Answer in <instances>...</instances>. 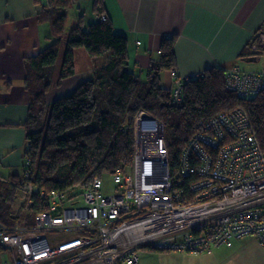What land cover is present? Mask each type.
Masks as SVG:
<instances>
[{
    "label": "built area",
    "instance_id": "built-area-1",
    "mask_svg": "<svg viewBox=\"0 0 264 264\" xmlns=\"http://www.w3.org/2000/svg\"><path fill=\"white\" fill-rule=\"evenodd\" d=\"M256 39L252 48H264V26ZM198 75L170 70L174 102ZM225 87L244 97L264 93V68L232 66ZM133 139L131 167L110 174L112 194L102 192L100 177L77 193L41 190L48 205L32 224L0 222V264H137L143 248L199 254L244 236L264 240V152L245 109L202 122L174 169L159 119L139 111ZM34 189H20L28 203Z\"/></svg>",
    "mask_w": 264,
    "mask_h": 264
},
{
    "label": "trees",
    "instance_id": "trees-1",
    "mask_svg": "<svg viewBox=\"0 0 264 264\" xmlns=\"http://www.w3.org/2000/svg\"><path fill=\"white\" fill-rule=\"evenodd\" d=\"M35 2L41 4V0ZM70 3L71 0H45L41 5L38 20L49 25L50 42L25 58L27 115L21 124L9 125L23 128L26 144L21 171L0 178L1 223L32 224L35 213L48 205L41 190L74 188L77 193L95 177L130 168L133 120L139 111L162 122L173 169L181 150L202 122L237 107L246 110L264 152V93L239 96L225 87L228 68L216 66L184 81L182 98L174 102L172 89L161 86L158 74L160 70H174L173 36L161 41L159 60L143 80L128 69L126 37L115 32L107 17L99 18L104 16L100 15V8L97 20L88 24L79 20L68 31L61 51ZM262 26L253 37L257 43L256 35ZM253 41L244 48L245 54L260 60L264 48L259 45L254 50ZM76 49L85 50L91 59L105 55V62L95 66L90 78L47 102L46 94L74 75ZM26 183L35 187L28 203L29 212L23 218L18 214L15 217L13 203Z\"/></svg>",
    "mask_w": 264,
    "mask_h": 264
},
{
    "label": "crops",
    "instance_id": "crops-1",
    "mask_svg": "<svg viewBox=\"0 0 264 264\" xmlns=\"http://www.w3.org/2000/svg\"><path fill=\"white\" fill-rule=\"evenodd\" d=\"M44 1L0 0V178L21 171L25 133L10 125L21 124L27 115L25 58L50 42L49 25L38 20ZM99 8L115 32L126 37L128 69L143 80L157 64L167 36H173L174 71L179 77L216 66L251 69L259 61L247 57L244 48L264 24V0H71L68 17L75 25L79 20L88 24L98 19ZM104 62V57L91 59L85 50L76 49L74 75L52 88L47 102L90 78L95 66ZM158 74L161 86L172 89L170 70ZM144 250L148 249L140 250V257ZM161 254L159 264H264V240L245 236L207 253Z\"/></svg>",
    "mask_w": 264,
    "mask_h": 264
},
{
    "label": "rangeland",
    "instance_id": "rangeland-1",
    "mask_svg": "<svg viewBox=\"0 0 264 264\" xmlns=\"http://www.w3.org/2000/svg\"><path fill=\"white\" fill-rule=\"evenodd\" d=\"M67 17H68V11H67ZM75 24L76 23L74 21L71 22V17L70 16L68 17V19L66 18V22H65V26H64V32H63V36H62L63 42L61 44V51H62V49L65 46V37H66L68 31L72 27L76 26ZM61 57H62V53L59 56V60H61ZM103 57L106 58L105 55L101 56V58H103ZM249 68H251L253 70H261L262 68H264V56L261 57V60H259L257 62H254V64H251V66H249ZM191 76H193V75H191ZM128 170H129V168L128 169H125V171H128ZM17 171H18V167H17ZM101 177H103L102 192L104 194H112L114 192L115 186H114V184H113V182L111 180V176L110 175L109 176H105V175L102 174L100 176V178ZM74 187L76 188L77 185L74 186ZM72 189H74V188H71L70 190H72ZM19 194H20L19 195V198H21V199L18 198L17 201H15V203H13L14 205H13L12 215L16 217L17 214H18V215H21L22 218H23V215L26 216V214H28L29 207H28V201H27V199L24 198V194H22V193H19ZM249 236H251V235H249ZM56 237H58V236H56ZM49 238L51 239V238H53V236L52 235H49ZM233 241L234 240H232V242ZM231 245H232V243H231ZM230 246H227V247H230ZM143 249H146V248H143ZM140 250H142V249H140ZM210 251H208V252H210ZM140 253L141 252H138V258H139L138 261L139 262L137 264H145V263H149V264H159V262H157V260L163 259V256H162L161 252H159L157 250H150V249L144 250V252H142V256L141 257L139 256ZM199 254H201V253H199ZM5 257H6V253L0 249V263L3 261V259H5ZM150 259H152V263H150V262L147 261V260L150 261ZM168 264H170V263H168Z\"/></svg>",
    "mask_w": 264,
    "mask_h": 264
}]
</instances>
